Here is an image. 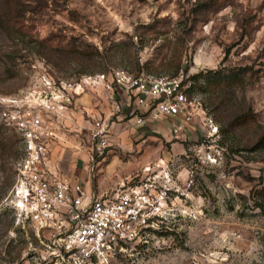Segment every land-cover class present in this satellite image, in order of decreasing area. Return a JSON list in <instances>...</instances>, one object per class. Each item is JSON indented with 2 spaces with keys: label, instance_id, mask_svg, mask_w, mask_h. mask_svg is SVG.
<instances>
[{
  "label": "rangeland",
  "instance_id": "obj_1",
  "mask_svg": "<svg viewBox=\"0 0 264 264\" xmlns=\"http://www.w3.org/2000/svg\"><path fill=\"white\" fill-rule=\"evenodd\" d=\"M20 2L0 0V99L46 70L65 81L187 70L199 74L193 92L219 125L201 148L200 133L110 120L111 147L90 163L93 186L114 193L155 178L168 200L162 230L110 264H264V0ZM20 138L0 124V264H71L49 230L8 205Z\"/></svg>",
  "mask_w": 264,
  "mask_h": 264
},
{
  "label": "built area",
  "instance_id": "obj_2",
  "mask_svg": "<svg viewBox=\"0 0 264 264\" xmlns=\"http://www.w3.org/2000/svg\"><path fill=\"white\" fill-rule=\"evenodd\" d=\"M193 75L185 70L176 76H155L113 69L65 81L46 70L32 76L20 96L1 98L0 124L21 136L7 197L17 218L49 230L71 264H110L145 246L166 220L167 189L152 178L114 193L88 192L82 181L52 161L54 140L72 126L80 128L78 117H86L92 125L87 138L90 163H99L97 158L104 159L111 147L110 120L123 112L127 100L132 108L129 120L135 124L171 118L173 134L191 129L200 133L201 148L210 146L219 136V125L193 92ZM88 91L103 95L110 107L107 116L88 113L80 104L79 97ZM118 92L126 100L118 99ZM207 157L217 160L211 152Z\"/></svg>",
  "mask_w": 264,
  "mask_h": 264
},
{
  "label": "crops",
  "instance_id": "obj_3",
  "mask_svg": "<svg viewBox=\"0 0 264 264\" xmlns=\"http://www.w3.org/2000/svg\"><path fill=\"white\" fill-rule=\"evenodd\" d=\"M102 96H99L101 98L100 99L95 95V93L88 91L82 93L78 101L88 111V113H103L104 116H107L109 114L110 107ZM117 98L126 100L125 97L122 96L121 92H118ZM124 109L128 114L122 113L121 115H114L111 118L112 128L117 124V122L121 121L126 124H135L133 119L129 120L131 117L130 113L132 108L128 107L127 100ZM78 122L81 125L80 128L77 129L76 126H72V131L61 132L58 136V139L54 140L52 148V161L64 172L69 173L73 179L82 181L88 192L102 195L109 191L108 189L111 187V185L104 182H99L97 187L93 186L91 178L92 168L90 166L91 147H89L87 144L89 128H91L92 125L90 120L83 116L78 117ZM173 123V119L163 118L159 121H147L143 124L137 125H141L146 131H163L164 133L173 135ZM110 131H112V129ZM190 134H193V131L188 129L183 133H179L177 138L182 136L185 137L186 135L189 136ZM116 162V160H113L111 166L109 167L110 173L114 171V164H116Z\"/></svg>",
  "mask_w": 264,
  "mask_h": 264
},
{
  "label": "trees",
  "instance_id": "obj_4",
  "mask_svg": "<svg viewBox=\"0 0 264 264\" xmlns=\"http://www.w3.org/2000/svg\"><path fill=\"white\" fill-rule=\"evenodd\" d=\"M21 2H20V0H6V3H5V5H6V8H7V6L9 7V9L10 8H12L13 6H17L18 7V5L20 4ZM15 11L13 10V11H11V12H9V13H7V14H12V13H14ZM187 71V70H186ZM141 73V71H139V73H137V74H140ZM177 75V74H176ZM176 75H174V76H176ZM200 76H199V74H197V75H193V78L195 79V78H199Z\"/></svg>",
  "mask_w": 264,
  "mask_h": 264
}]
</instances>
